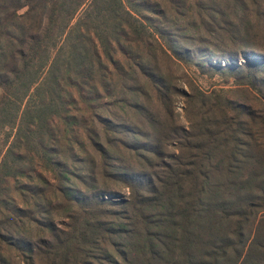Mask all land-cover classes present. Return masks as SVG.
I'll use <instances>...</instances> for the list:
<instances>
[{
	"label": "trees",
	"instance_id": "obj_1",
	"mask_svg": "<svg viewBox=\"0 0 264 264\" xmlns=\"http://www.w3.org/2000/svg\"><path fill=\"white\" fill-rule=\"evenodd\" d=\"M250 50L264 0H0V264H264V91L180 72Z\"/></svg>",
	"mask_w": 264,
	"mask_h": 264
},
{
	"label": "rangeland",
	"instance_id": "obj_2",
	"mask_svg": "<svg viewBox=\"0 0 264 264\" xmlns=\"http://www.w3.org/2000/svg\"><path fill=\"white\" fill-rule=\"evenodd\" d=\"M256 54V55H254ZM261 58L264 57V53H256V51H248V53H245L244 55H241L239 59H230V62H234L236 65H241V63H244L246 60H257L258 56ZM259 57V58H260ZM214 63L215 60H212ZM226 62H228L226 60ZM181 73L183 72L184 74L188 75L190 79L193 80L195 85L199 86L201 89H206V90H211V89H223L226 91L227 96L234 100L237 103H240L242 105H245L246 107H249V111H252V115L254 114L255 116H258L261 114V94L259 92L260 90H263V87L259 86L256 90L249 87L248 85L244 83L237 82L233 79V77L229 76L228 73L222 74V75H214V76H208L205 74L200 73L198 70H196L193 66L188 65V64H183L182 65V70L180 71ZM185 86V85H184ZM186 88V86H185ZM217 92V91H216ZM183 103L182 100H178L175 103V108L176 111H178L180 115V120L187 125V121L184 118L183 115ZM248 120V118H246ZM257 120V118H256ZM75 137H78L77 134H75ZM71 137H68V142L67 145L70 146L71 148H76L77 146L71 141ZM81 157H84V154H80ZM79 167L81 166V162L76 163ZM79 186L80 191H85L84 188L81 184H77ZM118 189L119 196H124L126 195L127 188L124 187H115ZM58 226L61 227L62 225L58 223Z\"/></svg>",
	"mask_w": 264,
	"mask_h": 264
}]
</instances>
